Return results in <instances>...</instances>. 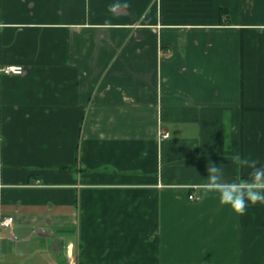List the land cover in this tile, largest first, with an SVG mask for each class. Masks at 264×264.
<instances>
[{"label":"crops","instance_id":"crops-1","mask_svg":"<svg viewBox=\"0 0 264 264\" xmlns=\"http://www.w3.org/2000/svg\"><path fill=\"white\" fill-rule=\"evenodd\" d=\"M116 2L0 0V264H264V0Z\"/></svg>","mask_w":264,"mask_h":264},{"label":"clouds","instance_id":"clouds-1","mask_svg":"<svg viewBox=\"0 0 264 264\" xmlns=\"http://www.w3.org/2000/svg\"><path fill=\"white\" fill-rule=\"evenodd\" d=\"M126 6L127 0H123V3L117 0L110 5L112 9ZM229 163L235 173L231 179L227 178L226 172ZM228 164L208 163L207 178L202 185L205 192L218 194L219 202L238 215H244L250 205H264V165L257 159L242 157L239 153L232 155ZM243 170H248L247 177H242Z\"/></svg>","mask_w":264,"mask_h":264},{"label":"built area","instance_id":"built-area-1","mask_svg":"<svg viewBox=\"0 0 264 264\" xmlns=\"http://www.w3.org/2000/svg\"><path fill=\"white\" fill-rule=\"evenodd\" d=\"M5 74H14V75H22L24 73V68L22 67H5L0 70ZM163 137H168V134L165 133ZM191 200L195 199V196L190 195ZM15 225V219L13 217H5L0 221V227L2 229L12 230Z\"/></svg>","mask_w":264,"mask_h":264}]
</instances>
